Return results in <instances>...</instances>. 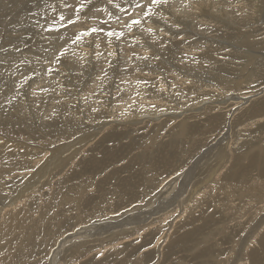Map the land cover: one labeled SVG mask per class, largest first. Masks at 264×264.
I'll return each mask as SVG.
<instances>
[{"label": "rangeland", "instance_id": "374dc122", "mask_svg": "<svg viewBox=\"0 0 264 264\" xmlns=\"http://www.w3.org/2000/svg\"><path fill=\"white\" fill-rule=\"evenodd\" d=\"M171 5L0 0V264H264V0Z\"/></svg>", "mask_w": 264, "mask_h": 264}, {"label": "bare ground", "instance_id": "6f19581e", "mask_svg": "<svg viewBox=\"0 0 264 264\" xmlns=\"http://www.w3.org/2000/svg\"><path fill=\"white\" fill-rule=\"evenodd\" d=\"M71 1V0H70ZM188 1H193V0H188ZM20 2V1H19ZM185 0H172V5H171V7L172 8H174L176 11H178L179 12V10L181 11V10H184L185 9ZM2 10V9H1ZM141 11V9L139 8V10L136 8L134 11H133V13L131 14V16H128V17H126V19H125V21L127 20H129V19H131L132 18V15L133 14H138L139 12ZM142 27H144V26H142ZM141 34H145L148 38L150 37L151 38V35H154V34H157L156 33V31L155 30H151V29H143L142 31H141ZM146 36H145V38H146ZM159 37V36H158ZM147 38V39H148ZM36 39V38H35ZM126 40H127V37H126V34L125 35H123L121 38H120V41L124 44L125 43V46H124V48H125V52H126V55H124V57H129L130 56V51L128 50L129 48H130V50H131V45H128V43L129 42H126ZM156 40V39H155ZM135 42V41H134ZM152 42V41H151ZM155 42V41H154ZM148 45H150V42H149V44ZM152 45V44H151ZM197 46V45H196ZM126 48H128V49H126ZM152 48H155V47H153L152 46ZM206 48V47H205ZM134 49V48H133ZM136 49V48H135ZM134 49V50H135ZM161 49V48H160ZM191 49H194V47L193 48H191ZM197 49H200V46H197L194 50H197ZM137 50H139V49H137ZM164 52V51H163ZM6 55V54H5ZM210 56H212V55H209V57ZM252 57V56H251ZM212 58V57H211ZM254 59V58H253ZM259 59V58H258ZM184 60V59H183ZM187 60V59H186ZM211 60V59H210ZM185 61V60H184ZM198 61V60H197ZM3 62V61H2ZM176 62H178V60L176 61ZM179 62H180V60H179ZM203 62V61H202ZM201 62V63H202ZM207 63V62H206ZM3 64V63H2ZM191 62L189 61V62H184L183 64H182V67H184L185 65H190L191 66ZM195 64V63H194ZM208 64V63H207ZM177 65V64H176ZM193 65V64H192ZM203 65V64H202ZM193 66H195V65H193ZM204 66V65H203ZM210 66V65H209ZM200 66H198V68H199ZM195 68H196V66H195ZM204 68V67H203ZM247 68V67H246ZM192 69H193V67H192ZM204 69H206V67L204 68ZM194 71H196V70H194ZM199 72V71H198ZM201 73V72H200ZM136 76L135 75H132V78H131V75H130V81L131 80H133L134 78H135ZM135 81V80H134ZM129 83V82H128ZM233 98V97H232ZM26 100V99H25ZM212 102V101H211ZM234 102V101H233ZM201 104H202V102H201ZM200 105V104H199ZM237 111V110H236ZM192 112V111H191ZM146 114V113H145ZM145 114H143V115H145ZM97 133V132H96ZM93 134V133H92ZM87 135V134H86ZM84 138V137H83ZM90 138V137H89ZM85 140H86V138H85ZM80 141V140H79ZM76 142V141H75ZM74 141H71V144L72 145H76L77 143H75ZM69 145V144H68ZM88 145H89V142H88ZM90 145H91V143H90ZM82 146V145H81ZM44 148H46V146L44 147ZM71 149H73V148H71ZM75 149V148H74ZM76 149H78V148H76ZM80 149V148H79ZM52 150V149H51ZM61 151H63L62 149H61V146H58V147H55V148H53V150H52V152L56 155V156H58L59 154H61V153H63V152H61ZM73 151V150H72ZM76 151V150H75ZM74 151V152H75ZM212 151V150H211ZM42 152V151H41ZM43 153V152H42ZM49 153V152H48ZM80 153V152H79ZM44 154H46V153H44ZM83 154V153H82ZM86 154V153H85ZM49 155V154H48ZM56 158V157H55ZM55 158H53V159H51V158H47L45 161H44V163H43V165L41 166V168L43 169L44 168V166H45V164H47V166L50 164V163H52L53 161H54V159ZM51 159V160H50ZM84 159V158H83ZM48 160H49V162H48ZM80 160V159H79ZM2 167V166H1ZM76 168V167H75ZM197 168V167H196ZM47 169V168H46ZM196 171V170H195ZM194 172V171H193ZM6 174V173H5ZM208 178V177H207ZM205 179V178H204ZM183 180H185V175H182V178H181V180H180V178L178 179V181H183ZM185 183V182H184ZM211 185V184H210ZM168 189V188H167ZM186 189H187V184H186ZM182 190V182H181V185H180V187H179V189H178V191H177V193L176 194H180V191ZM183 210V209H182ZM188 212V211H187ZM139 214V213H138ZM149 215V214H148ZM235 215V214H234ZM137 217L138 218H128L127 217V222H126V225H128V224H133L134 223V226H135V224H137V223H139V222H135L136 220H141L142 218H144V217H142V218H140V216H138L137 215ZM148 217V216H147ZM151 218V217H150ZM143 220H147V218L145 217ZM142 220V221H143ZM150 221V220H149ZM121 222H123V221H121ZM124 223V222H123ZM257 223V222H256ZM140 226V225H139ZM113 227V226H112ZM86 228H87V226H86ZM99 228V227H98ZM117 228V227H116ZM89 229V228H88ZM90 229H92V228H90ZM95 229V228H94ZM93 229V230H94ZM111 229V228H110ZM113 229H114V227H113ZM127 229V228H126ZM125 229V230H126ZM145 229V228H144ZM98 230V229H97ZM112 230V229H111ZM112 232V231H111ZM126 232V231H125ZM94 233V232H93ZM125 238V237H124ZM68 239H66V241H67ZM215 249V248H214ZM211 251V250H210ZM56 254V253H55Z\"/></svg>", "mask_w": 264, "mask_h": 264}, {"label": "snow or ice", "instance_id": "6c2138e0", "mask_svg": "<svg viewBox=\"0 0 264 264\" xmlns=\"http://www.w3.org/2000/svg\"><path fill=\"white\" fill-rule=\"evenodd\" d=\"M85 2H86V0H80V8H77L76 11H80V9L83 8ZM109 2H111V0H109ZM150 3H151V5L159 4V3H161V0H150ZM136 7L141 8L143 10V7L144 6H142L139 3H137ZM69 23L75 24V22L71 21L70 18H69ZM139 23H141V21H139V20H133V24H139ZM98 31H100V29H95L94 28V29H92L91 33H89L87 30H85V32L82 33V35L95 34ZM76 36L78 37V39L81 38V35H79V34L76 35ZM61 55H63V54H61Z\"/></svg>", "mask_w": 264, "mask_h": 264}, {"label": "clouds", "instance_id": "9594fccd", "mask_svg": "<svg viewBox=\"0 0 264 264\" xmlns=\"http://www.w3.org/2000/svg\"><path fill=\"white\" fill-rule=\"evenodd\" d=\"M233 7H238L240 9H242V10H240V12L238 14L240 17H244V16L250 14L252 11H254L253 9H251L247 6H244V5H238L237 4V5H233Z\"/></svg>", "mask_w": 264, "mask_h": 264}]
</instances>
